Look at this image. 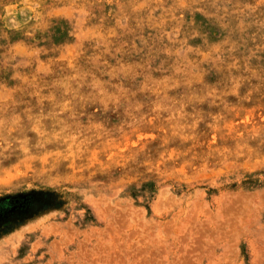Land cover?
I'll return each instance as SVG.
<instances>
[{
    "label": "rangeland",
    "instance_id": "rangeland-1",
    "mask_svg": "<svg viewBox=\"0 0 264 264\" xmlns=\"http://www.w3.org/2000/svg\"><path fill=\"white\" fill-rule=\"evenodd\" d=\"M0 264H264V0H0Z\"/></svg>",
    "mask_w": 264,
    "mask_h": 264
},
{
    "label": "trees",
    "instance_id": "trees-1",
    "mask_svg": "<svg viewBox=\"0 0 264 264\" xmlns=\"http://www.w3.org/2000/svg\"><path fill=\"white\" fill-rule=\"evenodd\" d=\"M34 200L31 193L23 196H1L0 197V217L5 216L13 208L24 209Z\"/></svg>",
    "mask_w": 264,
    "mask_h": 264
}]
</instances>
